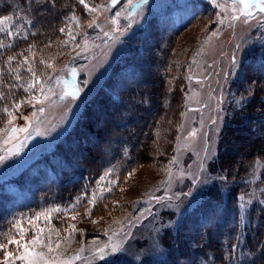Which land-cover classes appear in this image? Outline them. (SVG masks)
Segmentation results:
<instances>
[{
    "label": "rangeland",
    "instance_id": "1",
    "mask_svg": "<svg viewBox=\"0 0 264 264\" xmlns=\"http://www.w3.org/2000/svg\"><path fill=\"white\" fill-rule=\"evenodd\" d=\"M85 2L100 7L0 0V18L18 33L0 32V243L19 238V224L25 240L39 234L32 251L56 264H222L199 245L208 230L200 219H210L198 209L215 182L227 177L228 188L263 169L260 155H248L263 132L248 130L264 123V78L254 74H264V0ZM29 66L43 91L21 87L33 79ZM250 99L239 124L247 134L225 127ZM143 118L147 131L137 134ZM255 202L221 205L218 215L242 235L234 253L247 264L264 246Z\"/></svg>",
    "mask_w": 264,
    "mask_h": 264
},
{
    "label": "trees",
    "instance_id": "2",
    "mask_svg": "<svg viewBox=\"0 0 264 264\" xmlns=\"http://www.w3.org/2000/svg\"><path fill=\"white\" fill-rule=\"evenodd\" d=\"M259 72H264V68L262 67V69ZM254 74L261 79L264 78L263 73H254ZM12 79L13 78H10L6 81V78H3V80H5L7 83H10ZM255 102L256 101H252L250 99L248 102H245L244 105H241L238 109H236L235 112L232 113V115H230L226 119L225 127L234 128L238 131L246 132L245 128L247 126H245V123L240 126L239 124L243 120L244 116L246 118V115H244L243 113H246L252 110V108L254 107V104H256ZM91 106L92 105L89 104L88 108L90 109ZM263 107L264 106H262V108ZM242 110H243V113H242ZM155 111L156 109L154 110V112ZM250 113H252V111H250ZM252 117L253 115L248 117V120H247L248 123L255 121L257 119V118H252ZM127 126L130 127L131 125H127ZM252 126L253 128L248 130L249 133H251L252 135H258L263 132L262 134L259 135V137L255 138L256 140L252 141V144H254L256 147L255 148L253 147L254 150L253 151L250 150L252 152L248 153V155L252 157H256L257 155H260L263 158L260 160L263 163V169H261V173L259 177H257L255 180L235 179V181H233L230 185H228V188H227L226 183L228 182V180H227V177L225 176L226 180L223 181L224 186L221 183L215 182L216 184H212L206 190V195L209 198L208 200L204 201V203L198 209L200 211L207 210L206 215L209 216V219H210L209 222H207V218L205 222L201 221L200 219L199 225L202 227H207L208 230H206V233H205L206 239L203 238L202 239L203 242L199 245L210 244V248L208 249V251L210 250L217 251V253L214 256L217 258H220V262L222 264H247V263L245 259H242V257L245 258V253L243 255L240 254V258L234 253L242 245L241 244L242 235L240 234L238 238L236 239L235 231H231V228L228 227V224L226 222L225 223L221 222L222 218L218 216L221 214L219 211L225 207V209L230 212L232 208H230L229 206L233 207L234 205H237V204L243 205L244 204L243 199L247 200L251 198L253 199V201H257L254 204L260 205V207L256 206L251 209L252 215L254 216V218L257 217L258 219H260V217L264 215V214H261L262 212L264 213V145L261 148H259L260 146L257 147V143L261 142L260 139L264 137V123L260 125V122H256L255 126L254 124ZM147 127H148L147 120L143 118V120L140 122V125L136 126L137 134H144L147 131ZM245 134H247V132ZM225 137H227V135ZM257 148L261 150L257 152L258 151ZM228 150L229 148L225 149V151H228ZM250 156H247L244 158V161H245L244 167L246 166V171H248V168L250 166V163H249L250 161H248L249 159H247V158H252ZM232 168H230V170ZM234 172L238 173V169H235ZM219 188H221L223 192L220 193L219 196H217L215 195V191L218 190ZM211 194H213V198L210 197ZM38 197H39V200H41L43 195L38 193ZM258 202L262 203V205ZM60 203L61 202H59L56 206H60ZM230 203H233V204H230ZM221 205L223 206V208H221ZM235 212H238V210L236 209ZM201 213H204V211H202ZM226 215H229V214H226ZM219 223H221L220 228L218 230H214L212 227H214L215 224H219ZM180 230H183L181 225L177 228L176 232ZM209 236H214L215 241L213 243H209L210 242V240L208 239ZM190 247L192 248L191 245ZM250 254L252 258L250 260L247 259L248 261H250L251 263L253 262V264H256V263L260 264V262L261 264H264V246L262 248H260L259 246H255V248L252 249V251H250ZM165 264H171V263L166 262ZM214 264H218V260Z\"/></svg>",
    "mask_w": 264,
    "mask_h": 264
},
{
    "label": "snow or ice",
    "instance_id": "3",
    "mask_svg": "<svg viewBox=\"0 0 264 264\" xmlns=\"http://www.w3.org/2000/svg\"><path fill=\"white\" fill-rule=\"evenodd\" d=\"M117 2V0H112V4H115ZM144 2H146V0H144ZM79 3L81 5L84 6L85 9H87L89 12H96L98 10V8L100 6H95V7H90L85 0H79ZM261 11H264V7L261 8ZM117 15H119V13H117ZM9 17H3L0 18V32L5 33L8 37H13L14 35H18V33H14L13 31L9 30L8 28L5 27L6 22L8 21ZM73 20H75L76 18L73 17ZM115 23V21H113ZM95 24V20L92 21V23L89 25L90 27L93 26ZM61 32H64V29L60 30ZM70 39H75L74 36H71V33H69ZM5 47V45L3 43H0V48ZM7 47H11V45H7ZM13 59H15V57L13 56H9L8 60L9 62H11ZM24 63H28L27 58H25ZM41 63H43V61H41ZM27 71L29 73H31L32 75V81H30L29 83H27V85H21V87H23V90L25 92H30L33 88L37 87L38 85H40V80L39 78L36 76L35 71H33L32 67L29 66L27 68ZM15 79L19 80L20 76L17 75L15 77ZM41 86V90L43 91V86ZM66 95L68 93H65ZM73 95H75V92L72 93ZM3 97L0 96V99H2ZM31 99H35V97H31L29 99V102H31ZM15 108H19V104L14 105ZM2 111H4L5 113H7L10 117L12 115V113L9 111V109L7 107L3 108ZM42 111V109H41ZM9 123H11V120H9ZM16 131H25V129H16L13 128L12 132H16ZM3 158L0 157V162H2ZM94 202V201H90ZM57 211H59V209H57ZM45 218L47 219V216H45ZM36 219H39V216L36 217ZM74 219V217H73ZM29 223H32V221H29ZM71 227L74 228V225H72ZM17 228V232L19 235V238H15L13 236H8L7 238V242L6 243H0V252L3 253V264H16L17 261H20L21 264H56V261H49L47 259H43L42 258V254L39 252H33L32 248L29 247V245L31 246H35L37 244L41 243V240L39 238V234H37L36 236H33L31 240H25V236H24V228L21 227L19 224L16 225ZM44 230L41 229L40 232H43ZM23 241V242H22ZM9 245H16L17 246V252L14 254L13 251L9 250ZM48 247V250L51 252L52 248H51V239L49 238V242L46 245ZM57 247H59V244H57ZM115 250V249H114ZM102 250H101V255H102ZM78 258V257H76ZM60 264H69L68 261H61Z\"/></svg>",
    "mask_w": 264,
    "mask_h": 264
},
{
    "label": "bare ground",
    "instance_id": "4",
    "mask_svg": "<svg viewBox=\"0 0 264 264\" xmlns=\"http://www.w3.org/2000/svg\"><path fill=\"white\" fill-rule=\"evenodd\" d=\"M262 125V124H261ZM124 167V166H123ZM214 216V215H213ZM219 220V219H218ZM198 221V220H197ZM180 224V223H179ZM200 226V225H199ZM183 232V231H182ZM185 237V236H184ZM172 239V238H171ZM188 250V249H187ZM139 260V259H138Z\"/></svg>",
    "mask_w": 264,
    "mask_h": 264
}]
</instances>
